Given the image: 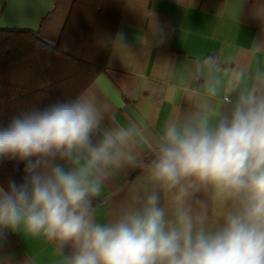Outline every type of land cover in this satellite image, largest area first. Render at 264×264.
Here are the masks:
<instances>
[{
	"label": "clouds",
	"instance_id": "1",
	"mask_svg": "<svg viewBox=\"0 0 264 264\" xmlns=\"http://www.w3.org/2000/svg\"><path fill=\"white\" fill-rule=\"evenodd\" d=\"M228 103L215 123L206 114L169 124L150 165L158 190L111 222L94 201L125 133L93 144L100 114L84 95L13 116L0 124V163L23 164V176L0 182V239L43 236L63 264H264V90ZM209 195L226 208L212 223Z\"/></svg>",
	"mask_w": 264,
	"mask_h": 264
},
{
	"label": "crops",
	"instance_id": "2",
	"mask_svg": "<svg viewBox=\"0 0 264 264\" xmlns=\"http://www.w3.org/2000/svg\"><path fill=\"white\" fill-rule=\"evenodd\" d=\"M73 2L0 0V29L55 45ZM254 88L264 90V0H125L108 64L82 94L100 114L93 144L125 133L101 173L97 218L111 222L158 190L150 165L170 123L206 114L215 123L231 109L225 99ZM204 211L212 223L226 208L209 195ZM0 264H63V256L43 236L17 231L0 239Z\"/></svg>",
	"mask_w": 264,
	"mask_h": 264
},
{
	"label": "trees",
	"instance_id": "3",
	"mask_svg": "<svg viewBox=\"0 0 264 264\" xmlns=\"http://www.w3.org/2000/svg\"><path fill=\"white\" fill-rule=\"evenodd\" d=\"M125 0H74L55 45L29 30L0 29V124L33 108L82 95L107 66ZM0 163V182L23 176Z\"/></svg>",
	"mask_w": 264,
	"mask_h": 264
},
{
	"label": "built area",
	"instance_id": "4",
	"mask_svg": "<svg viewBox=\"0 0 264 264\" xmlns=\"http://www.w3.org/2000/svg\"><path fill=\"white\" fill-rule=\"evenodd\" d=\"M226 101H228V99H225Z\"/></svg>",
	"mask_w": 264,
	"mask_h": 264
}]
</instances>
